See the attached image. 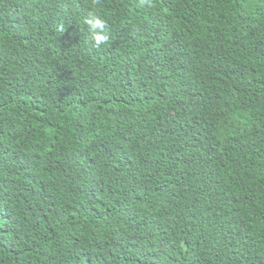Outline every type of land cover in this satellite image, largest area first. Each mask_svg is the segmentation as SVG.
<instances>
[{
	"label": "trees",
	"instance_id": "obj_1",
	"mask_svg": "<svg viewBox=\"0 0 264 264\" xmlns=\"http://www.w3.org/2000/svg\"><path fill=\"white\" fill-rule=\"evenodd\" d=\"M0 0V264H264V0Z\"/></svg>",
	"mask_w": 264,
	"mask_h": 264
},
{
	"label": "clouds",
	"instance_id": "obj_2",
	"mask_svg": "<svg viewBox=\"0 0 264 264\" xmlns=\"http://www.w3.org/2000/svg\"><path fill=\"white\" fill-rule=\"evenodd\" d=\"M93 11L84 19V23L88 26L89 39L96 49L105 46L110 39V34L106 19L97 13V9L101 7V0H90ZM151 0H137V7H151Z\"/></svg>",
	"mask_w": 264,
	"mask_h": 264
}]
</instances>
